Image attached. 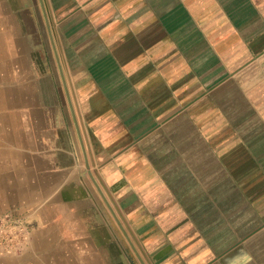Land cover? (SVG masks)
Instances as JSON below:
<instances>
[{"label": "crops", "instance_id": "obj_1", "mask_svg": "<svg viewBox=\"0 0 264 264\" xmlns=\"http://www.w3.org/2000/svg\"><path fill=\"white\" fill-rule=\"evenodd\" d=\"M38 2L46 59L0 0V264H264V0Z\"/></svg>", "mask_w": 264, "mask_h": 264}, {"label": "rangeland", "instance_id": "obj_2", "mask_svg": "<svg viewBox=\"0 0 264 264\" xmlns=\"http://www.w3.org/2000/svg\"><path fill=\"white\" fill-rule=\"evenodd\" d=\"M3 2H8L9 4V9H10V14L12 16V12L17 13V15L20 17V19L22 20V22L18 20L22 23V28L23 29V33H22V37H23V41H24V48H25V54H29V51H31V54H41L42 57L48 58L50 55L49 51L52 49V45L49 44L48 42V35H47V27L44 23L45 20V15L44 12L42 11V9L40 8L39 4V0H24V12L21 13L20 9H17V6H15L16 1L15 0H2ZM23 6V5H21ZM29 8V9H28ZM3 9L0 7V14L2 15ZM12 20V19H10ZM33 20L36 21L37 25L40 28V33H41V44L39 46H37L36 48L33 49V45L32 42H30V40H32V34H33V27H32V22ZM13 24V21L11 22ZM40 47V51H38V48ZM33 50L35 51L33 53ZM62 77L60 75L57 76V80H58V84H60ZM111 226V224H113V220L112 218L106 219V225ZM122 226H125L123 220L121 223ZM113 236L110 234H107L106 241L109 242H113ZM124 237H122L123 239ZM127 242V239H124ZM126 260H128V254H129V250L126 246ZM142 258H140L138 256V259L136 260L137 264H148L147 261L140 260Z\"/></svg>", "mask_w": 264, "mask_h": 264}, {"label": "built area", "instance_id": "obj_3", "mask_svg": "<svg viewBox=\"0 0 264 264\" xmlns=\"http://www.w3.org/2000/svg\"><path fill=\"white\" fill-rule=\"evenodd\" d=\"M29 236V227L23 220L5 212L0 216V254H17Z\"/></svg>", "mask_w": 264, "mask_h": 264}, {"label": "bare ground", "instance_id": "obj_4", "mask_svg": "<svg viewBox=\"0 0 264 264\" xmlns=\"http://www.w3.org/2000/svg\"><path fill=\"white\" fill-rule=\"evenodd\" d=\"M7 5H8V3H7ZM7 9V8H6ZM15 15H16V18H15V21L16 22H14V27L17 29L18 28V26L20 27V28H22V20L20 19V17L17 15V13H16V11H15ZM3 16V15H2ZM6 16V15H5ZM2 18V17H1ZM7 18V17H6ZM9 18V17H8ZM18 18H19V20L22 22H20L19 20H18ZM6 22V21H5ZM3 24V23H2ZM13 28V27H12ZM4 29V28H3ZM7 29V28H6ZM21 31V30H20ZM16 32V31H15ZM9 38V37H8ZM10 40V39H9ZM11 41V40H10ZM11 43V42H10ZM4 47V46H3ZM5 50V49H4ZM4 50H2V52L4 53ZM100 259V258H99ZM105 259V258H104Z\"/></svg>", "mask_w": 264, "mask_h": 264}]
</instances>
